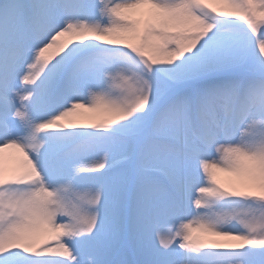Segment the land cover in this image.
<instances>
[{"label":"snow or ice","instance_id":"6c2138e0","mask_svg":"<svg viewBox=\"0 0 264 264\" xmlns=\"http://www.w3.org/2000/svg\"><path fill=\"white\" fill-rule=\"evenodd\" d=\"M0 264H264V0H0Z\"/></svg>","mask_w":264,"mask_h":264},{"label":"bare ground","instance_id":"6f19581e","mask_svg":"<svg viewBox=\"0 0 264 264\" xmlns=\"http://www.w3.org/2000/svg\"><path fill=\"white\" fill-rule=\"evenodd\" d=\"M215 6H218V5H215Z\"/></svg>","mask_w":264,"mask_h":264}]
</instances>
